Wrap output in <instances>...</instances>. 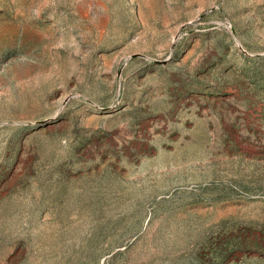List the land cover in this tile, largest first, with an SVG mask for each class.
Segmentation results:
<instances>
[{"label":"rangeland","instance_id":"1","mask_svg":"<svg viewBox=\"0 0 264 264\" xmlns=\"http://www.w3.org/2000/svg\"><path fill=\"white\" fill-rule=\"evenodd\" d=\"M0 264H264V0H0Z\"/></svg>","mask_w":264,"mask_h":264}]
</instances>
